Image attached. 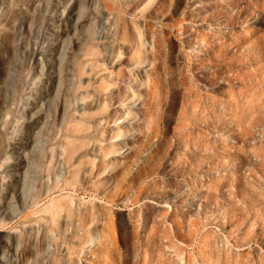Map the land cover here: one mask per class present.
Returning <instances> with one entry per match:
<instances>
[{
    "label": "rangeland",
    "instance_id": "rangeland-1",
    "mask_svg": "<svg viewBox=\"0 0 264 264\" xmlns=\"http://www.w3.org/2000/svg\"><path fill=\"white\" fill-rule=\"evenodd\" d=\"M217 1L0 0V264H264V0Z\"/></svg>",
    "mask_w": 264,
    "mask_h": 264
},
{
    "label": "bare ground",
    "instance_id": "bare-ground-1",
    "mask_svg": "<svg viewBox=\"0 0 264 264\" xmlns=\"http://www.w3.org/2000/svg\"><path fill=\"white\" fill-rule=\"evenodd\" d=\"M217 5H224L225 6V11H230L231 10V6L230 4L226 1V0H219L217 1V3H215ZM205 13L204 11L200 12L198 11L197 13H195L196 15H200V14H203ZM139 36V35H138ZM141 37H138L137 38V41H136V45H135V51H134V56L135 58L137 59V62H143V58L139 56V51H140V47L141 45L144 43L142 41V39H140ZM144 46V45H143ZM115 109V108H114ZM115 112L118 113L119 111L117 109H115ZM131 127H133V125H131ZM124 142L126 143V141L124 140ZM112 147V146H111ZM216 150V149H215ZM85 235V234H84Z\"/></svg>",
    "mask_w": 264,
    "mask_h": 264
}]
</instances>
